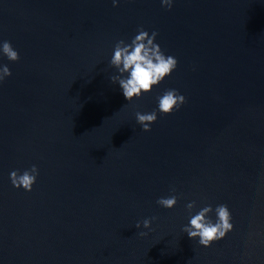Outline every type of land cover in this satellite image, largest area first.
I'll return each mask as SVG.
<instances>
[{"label": "water", "instance_id": "95a60500", "mask_svg": "<svg viewBox=\"0 0 264 264\" xmlns=\"http://www.w3.org/2000/svg\"><path fill=\"white\" fill-rule=\"evenodd\" d=\"M141 26L178 63L126 101L108 59ZM0 40L19 53L0 58V264H264V0H0ZM168 88L184 103L144 131ZM191 200L227 205L232 230L190 239Z\"/></svg>", "mask_w": 264, "mask_h": 264}, {"label": "clouds", "instance_id": "9594fccd", "mask_svg": "<svg viewBox=\"0 0 264 264\" xmlns=\"http://www.w3.org/2000/svg\"><path fill=\"white\" fill-rule=\"evenodd\" d=\"M173 3L174 0H160L161 6L166 8H171ZM112 4L116 6L118 0H112ZM156 37L155 30L149 32L141 26L128 41L117 40L112 47L108 65L115 72L109 76V80L118 85L126 101L140 98L143 94L151 92L177 67V59L165 53L156 41ZM0 58H6L8 61L19 59L18 51L10 41L0 40ZM9 76H11L10 68L7 64L0 62V83ZM155 101L156 107L150 112H135V120L144 131L150 130L158 114H170L179 109L185 97L177 89L168 88L157 93ZM38 175L39 170L33 164L22 172L19 169L10 171L9 178L14 187H22L25 191H31ZM169 193L167 196L158 197L156 204L165 209L173 208L178 200L175 187H170ZM185 210L187 222L181 226V231L203 247H209L233 228L231 213L227 205L218 204L215 208L211 205L198 206L196 200H191L186 203ZM156 219V216H152L137 220L135 222L137 229L148 230L140 231L138 234L146 236L152 231L151 225Z\"/></svg>", "mask_w": 264, "mask_h": 264}]
</instances>
